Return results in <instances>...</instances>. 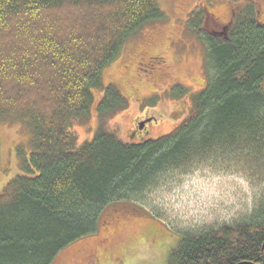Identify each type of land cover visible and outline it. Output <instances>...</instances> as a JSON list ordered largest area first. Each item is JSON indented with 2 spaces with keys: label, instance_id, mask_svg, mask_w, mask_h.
<instances>
[{
  "label": "trees",
  "instance_id": "16d2710c",
  "mask_svg": "<svg viewBox=\"0 0 264 264\" xmlns=\"http://www.w3.org/2000/svg\"><path fill=\"white\" fill-rule=\"evenodd\" d=\"M157 4L0 0V120L26 126L31 145L20 156L24 171L0 192V264H50L97 230L107 206L133 202L186 165L264 182V24L252 1L225 37H205L214 78L177 129L128 144L101 124L77 147L69 129L79 115L93 107L107 117L127 105L100 74L126 36L163 17ZM258 200L249 221L184 234L168 264H264V191Z\"/></svg>",
  "mask_w": 264,
  "mask_h": 264
},
{
  "label": "rangeland",
  "instance_id": "374dc122",
  "mask_svg": "<svg viewBox=\"0 0 264 264\" xmlns=\"http://www.w3.org/2000/svg\"><path fill=\"white\" fill-rule=\"evenodd\" d=\"M250 1L258 5V19L264 24V0ZM250 1L157 0L163 17L126 36L119 55L100 74L103 88L115 87L127 105L122 100L107 117L93 107L86 116L79 115L69 129L77 147L90 141L101 124L124 142L130 136L140 140L143 131L136 124L142 116L157 120L141 140L172 131L214 78L205 37L212 32L219 36ZM200 10L209 12L196 19L194 13ZM94 95L99 97L97 92ZM151 106L156 107L150 110ZM5 119L0 120V192L24 171L20 156L26 157L31 146L26 126ZM188 168L172 174L161 186L155 182L148 188L153 190H145L133 202L107 206L97 230L60 250L50 264H168L169 253L184 234L232 227L252 218L264 191L262 180H250L225 166Z\"/></svg>",
  "mask_w": 264,
  "mask_h": 264
},
{
  "label": "flooded vegetation",
  "instance_id": "af4514ba",
  "mask_svg": "<svg viewBox=\"0 0 264 264\" xmlns=\"http://www.w3.org/2000/svg\"><path fill=\"white\" fill-rule=\"evenodd\" d=\"M227 28H226V26H223V30L225 31ZM223 31V32H224ZM223 32L221 33V34H223ZM220 34V36H222ZM156 107V106H155ZM154 107L153 106H151V108H150V110L151 109H153ZM149 110V111H150ZM155 110H157V109H155ZM153 119H150V118H146V117H144V116H142V118H140V120L137 122V128L140 126V123H145L146 122V124L144 125V128L142 129V133L143 134H141V136H140V140H138V138L135 140L134 138H132L131 136H130V138L128 139L129 141H141V138L142 137H144V132L145 131H147V132H149L150 130L149 129H147L148 128V126L149 125H151L153 122H156V120H157V118H155L154 116L152 117ZM137 131H135V133H136ZM147 132H145V133H147ZM131 133H132V130H131ZM143 140V139H142Z\"/></svg>",
  "mask_w": 264,
  "mask_h": 264
},
{
  "label": "water",
  "instance_id": "95a60500",
  "mask_svg": "<svg viewBox=\"0 0 264 264\" xmlns=\"http://www.w3.org/2000/svg\"><path fill=\"white\" fill-rule=\"evenodd\" d=\"M142 126H143V124H140V126H139V129H141L142 128ZM137 133V132H136ZM136 133H134V134H136ZM263 248H264V246H263Z\"/></svg>",
  "mask_w": 264,
  "mask_h": 264
}]
</instances>
